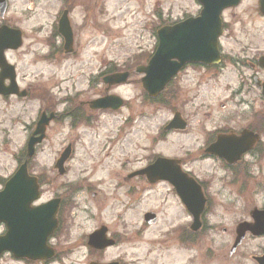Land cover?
I'll use <instances>...</instances> for the list:
<instances>
[{"label": "flooded vegetation", "instance_id": "1", "mask_svg": "<svg viewBox=\"0 0 264 264\" xmlns=\"http://www.w3.org/2000/svg\"><path fill=\"white\" fill-rule=\"evenodd\" d=\"M5 8L7 11V1ZM233 8L235 9L226 10L221 15L222 35L217 45L219 55L217 64L207 66L203 64L185 65L169 81L157 99L151 100L140 91L124 102L128 115L122 123L123 127L120 134H125L129 145L133 148L137 149L134 141L135 134L142 132L150 119V115L146 113L148 107L153 108V113L159 110L158 105H166V109H176L173 113L177 112L183 122L179 126L180 128L184 126L182 130L164 131L171 119L164 122L152 138L147 137L145 139L147 146L138 148L144 154L141 158L143 165L136 170L131 169L122 179L125 184L137 181L149 189L160 185L168 187L185 216L184 220L178 224L169 225L162 235L168 239L159 244L158 249L149 251L144 260L137 262V264H264V245H259V242H264V235L251 237L246 234L241 244L231 251L235 241L236 226L241 222H250L249 215L253 209L264 213V66L259 62V59L264 57V17L257 10L259 8L257 0H249V3L246 4L242 0ZM237 8L244 9L237 11ZM248 8L252 9L248 10ZM76 10H81V8H59L56 11L49 34L44 39L45 50L36 51L35 55L31 53L34 56L31 65L40 63L49 67L54 63L70 60V63L64 67L66 69L65 78L58 80L54 73L48 77H45V74H39L34 78L32 84L21 85L24 78L19 79L15 71L19 92L24 91L25 97L19 98L16 95L3 97L0 95V103L3 105L0 136L3 139H7L11 134L7 132L11 129L5 128V117L9 110L17 109L14 113L15 118L9 116L8 122L12 125H24L22 118L27 115L28 111L32 115L30 125L24 127L25 138L19 151L20 154L15 158L12 155L16 167L25 159L27 141L31 137L34 139L42 138L41 143L34 149L33 157L28 162L30 172L37 167L36 158L39 153H44L51 136L56 135L63 140L79 139L81 142L87 134L95 133L96 124L101 117L117 113L109 110L95 111L87 105L106 95L119 96L115 91L123 86L111 88L104 86L102 80L105 76L127 72L129 73V81L126 86L134 84L131 78L134 76L135 68H133L131 61L117 66L108 62L104 66L100 64L99 69L87 67L86 72H83L80 67L82 62L78 58L79 47L75 40L76 32L71 23V17ZM6 11L0 21V26L5 25L11 28L13 26L7 23L5 19ZM64 11L67 12L72 29L73 53L71 55L64 54L63 42L56 27V23ZM81 12L86 13L88 10L83 9ZM42 30L43 27L40 28V32ZM8 53L9 55L15 54ZM13 67L16 70L14 65ZM78 78L87 80L86 88L77 89L74 86ZM8 84L9 80L5 73L0 71V86L6 87ZM215 88L228 93L225 102L217 105L220 112L224 113V116H220L219 125L213 127V123H209L207 119H197L195 122H190L188 116L184 114L186 104L189 103V107H194L193 119L199 118L201 109L211 111L213 108L210 99ZM26 105H29V109L25 107ZM206 111L204 115L208 118L209 114ZM36 131L37 133L33 136ZM243 131L251 132L258 137V140L249 151L240 155L235 162H232L231 159L222 160L208 153V148L216 143L218 137L237 139ZM172 136L181 137L179 154L165 155L160 151L149 152L150 148L153 150L165 144L166 138ZM184 137L193 141L192 148L186 147ZM197 137H200L201 142V147L198 149ZM121 139L123 140L124 136ZM68 145L72 153L75 142H68L66 146ZM64 148L63 144L56 151L55 157L51 159V163L45 171L30 173L37 178L41 191L45 189L50 194L46 202L59 201L56 212L57 229L51 237L53 242L59 241L60 234L64 235L66 231H70L71 226L67 222L73 225L78 213H88L87 210L79 209L81 206L77 201L83 200L87 191L84 185H86V181H89V178L87 176L82 177V180L79 178L78 185L68 184L66 179L70 172L68 167L70 159L66 161L63 167L56 166V161ZM159 158L173 161L172 167L177 168L180 173V175L178 174V183L185 182L188 191L190 184L194 185L193 183L200 188L204 205L199 218L200 226L198 229H194L197 228V225L192 224L191 216L182 208L171 184L166 181L150 184L145 175L130 178L135 172L148 168ZM205 159H211L218 164L212 165L208 169L198 167L197 162ZM252 167L256 169L255 180L249 174ZM250 181L256 183L255 202L244 203L239 210L237 209V213L242 215L241 220L228 225L227 228L221 226V223L226 222V216L237 211L236 204L226 202L221 193L214 190V187L237 186L245 190ZM5 182V178L0 179V188L4 186ZM132 194L133 190L130 189L127 195L132 196ZM41 204L43 203H37L34 206ZM157 221L151 226H145L153 227ZM1 229L4 233V228ZM107 234L115 245L122 241L116 234H110L108 231ZM249 242L258 243L254 246L256 248L252 254L244 251ZM52 247L55 251L54 261L61 263L62 260H60L57 248L54 245ZM103 254L104 252L99 253L96 260L102 262L100 259H102ZM118 264L122 263L119 261Z\"/></svg>", "mask_w": 264, "mask_h": 264}, {"label": "rangeland", "instance_id": "2", "mask_svg": "<svg viewBox=\"0 0 264 264\" xmlns=\"http://www.w3.org/2000/svg\"><path fill=\"white\" fill-rule=\"evenodd\" d=\"M6 1L7 23L23 33L22 48L18 53L6 56L7 60L15 65L18 78H24L21 85L32 84L39 74H45V77H48L54 73L58 80L65 78L64 67L70 63V60L54 63L49 67L40 63L31 65V63L34 60L32 54L45 50L44 39L54 23L56 11L64 8L67 2L62 0ZM244 3H249V0H245ZM69 5H71L70 8L88 10L86 13L76 10L71 17V23L76 32L75 40L79 47L78 58L82 62L80 67L83 72H86L87 67L99 69L103 62L114 63L117 66L140 56L141 53L143 56L151 55L156 47L153 28L158 27L161 20L180 21L195 16L200 10L194 0H69ZM242 9L244 8H238L237 11ZM251 9L248 8V10ZM41 27H43L42 32H40ZM138 79V76H132L131 80L134 84L119 88L115 92L124 101L129 100L140 92ZM87 84L86 79L78 78L74 86L77 89H83L87 87ZM227 96V92L215 88L211 93L210 101L213 103L211 111L201 109L199 118L193 119L194 107H189L188 103L184 114L188 116L190 122L207 119L209 123H213V127H216L219 125L220 116H224L217 105L225 102ZM25 107L29 109V105ZM16 111L17 109L9 110L5 117V128L11 129L7 131L11 133L10 136L7 139L0 136V179L8 178L13 173L12 155H17L22 148L25 138L24 127L30 125V119H32L31 112L28 111L22 118L24 125H12L8 120L10 117L15 118ZM205 111L209 114L208 118L204 115ZM146 113L150 115V119L145 129L134 137L137 149L129 145L125 134H120L122 123L128 115L127 108H124L117 114L101 117L96 124L95 133L87 134L81 142L79 139L63 140L53 135L48 140L44 153H39L35 161L37 167L32 173L45 171L51 159L55 157L56 151L63 144L66 146L68 142H75L74 151L68 163L70 172L66 181L68 184H79L77 183L79 178L80 180L84 176L89 178L84 185L89 190L86 191L83 200L77 201L81 206L79 209L87 210L88 213H78L73 225L67 222L71 226L70 231H66L64 235L60 234L59 241L49 240L48 245H54L57 248L62 260L61 263L50 264H85L88 259H96L95 255L89 256L87 248L84 247L83 238L100 225L105 226L110 234H116L122 240L121 244L104 251L100 260L107 263L120 261L122 264H137L144 260L149 251L158 249V245L168 239L162 235L169 225L178 224L184 220V213L168 187L160 185L149 189L137 181L129 184L122 181L124 175L131 169L136 170L143 165L141 158L144 154L138 148L146 147L145 139L152 138L163 123L170 120L172 116L171 112L165 109H159L153 113L152 107H148ZM2 117L3 105L0 103V121ZM120 136H124V139L122 140ZM183 140L186 147H193L191 139L184 137ZM197 140L198 149L201 147L200 137H197ZM165 142L153 150L150 148L149 152L160 151L165 155L180 153L181 137H167ZM217 164L211 159L197 162V166L202 169H208ZM249 174L255 180L256 169L250 168ZM130 189L133 190L132 196L127 195ZM214 190L219 191L226 202L236 204V210H239L244 203L255 202L256 183L252 181L241 196L237 194L239 191L237 186L224 188L216 186ZM49 197L50 194L44 189L41 202H45ZM238 210L226 216V222L220 225L227 228L228 225L241 220L242 215L237 213ZM145 213L155 214L158 220L155 226L148 228L143 224L142 217ZM257 244V242L247 243L244 251L252 254ZM259 245H264V242H259ZM25 263L13 260L7 254L0 258V264Z\"/></svg>", "mask_w": 264, "mask_h": 264}, {"label": "water", "instance_id": "3", "mask_svg": "<svg viewBox=\"0 0 264 264\" xmlns=\"http://www.w3.org/2000/svg\"><path fill=\"white\" fill-rule=\"evenodd\" d=\"M201 7L198 18H190L171 27H164L157 31V47L146 66L138 67L136 72L142 74L140 81L142 90L150 98H155L165 85L181 70L185 64H212L217 60L216 43L221 33L219 15L222 10L234 7L239 0H196ZM259 11L264 15V0H259ZM5 11V3L0 0V17ZM58 32L64 39V51L70 53L72 36L66 13H63L58 22ZM21 45L20 32L7 27L0 28V68L2 71H11L4 57L5 50H17ZM264 64V59H261ZM128 73L114 74L103 79L109 86L126 83ZM12 79V77H11ZM5 90V89H3ZM17 92L15 84L3 93L4 95ZM264 94V85H263ZM93 109L118 110L122 101L116 96H106L89 104ZM179 117L175 115L165 130L177 129ZM248 132H243L236 139L232 137H219L216 143L209 147L208 153L223 160L231 159L235 162L239 156L246 152L255 142ZM40 139H30L27 144L26 157L32 156L34 144ZM69 149L61 155L59 165L69 156ZM173 162L158 159L149 169L135 175L146 174L151 181H167L175 189L181 202L196 221L203 206L200 190L196 185L190 184L189 191L185 182L178 183L177 168L172 167ZM182 177V176H181ZM184 178V177H182ZM188 191V192H187ZM39 198L36 179L27 175L26 162L23 163L12 178L6 183L5 189L0 193V223L6 227V234L0 237V255L9 252L16 259L29 261H47L53 257V251L46 245L47 238L56 228L55 213L57 201L47 203L37 208H30V204ZM254 224L243 223L237 227L238 236L235 245H238L246 232L258 236L257 211L251 213ZM264 219V217H262ZM147 224L154 223L152 214L144 216ZM264 222V220H263ZM113 245L105 238V229L92 233L87 240V246L100 251ZM98 264V263H91ZM116 264V263H109Z\"/></svg>", "mask_w": 264, "mask_h": 264}, {"label": "trees", "instance_id": "4", "mask_svg": "<svg viewBox=\"0 0 264 264\" xmlns=\"http://www.w3.org/2000/svg\"><path fill=\"white\" fill-rule=\"evenodd\" d=\"M140 58L142 59V58H144V56L142 55ZM140 58H139V59H140ZM139 59H138V60H139Z\"/></svg>", "mask_w": 264, "mask_h": 264}]
</instances>
